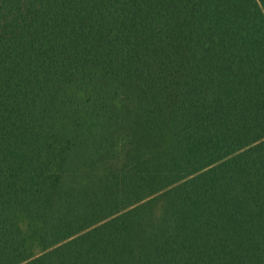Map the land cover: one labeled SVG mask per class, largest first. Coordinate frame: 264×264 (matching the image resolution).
<instances>
[{
    "label": "trees",
    "instance_id": "obj_1",
    "mask_svg": "<svg viewBox=\"0 0 264 264\" xmlns=\"http://www.w3.org/2000/svg\"><path fill=\"white\" fill-rule=\"evenodd\" d=\"M0 264H264V0H0Z\"/></svg>",
    "mask_w": 264,
    "mask_h": 264
},
{
    "label": "rangeland",
    "instance_id": "obj_2",
    "mask_svg": "<svg viewBox=\"0 0 264 264\" xmlns=\"http://www.w3.org/2000/svg\"><path fill=\"white\" fill-rule=\"evenodd\" d=\"M66 140L67 138L65 136L58 137L57 141L52 143L51 153L47 154L42 159V171L45 178L49 184L58 190H65L73 186L75 178L72 176L71 179L70 175L77 170L79 165V160L67 151ZM61 152L65 155H69L64 168L60 165Z\"/></svg>",
    "mask_w": 264,
    "mask_h": 264
}]
</instances>
